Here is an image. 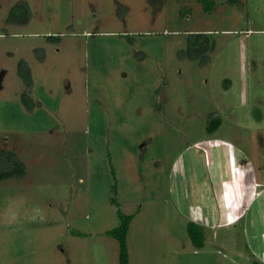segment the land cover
<instances>
[{"label": "rangeland", "instance_id": "1", "mask_svg": "<svg viewBox=\"0 0 264 264\" xmlns=\"http://www.w3.org/2000/svg\"><path fill=\"white\" fill-rule=\"evenodd\" d=\"M212 1L0 0V264H120L119 208L130 264H264V0Z\"/></svg>", "mask_w": 264, "mask_h": 264}, {"label": "trees", "instance_id": "2", "mask_svg": "<svg viewBox=\"0 0 264 264\" xmlns=\"http://www.w3.org/2000/svg\"><path fill=\"white\" fill-rule=\"evenodd\" d=\"M203 3H208V8L214 6L215 2L212 0H201ZM25 2V1H24ZM23 2V3H24ZM27 4V3H24ZM19 6V8H18ZM24 11L22 2L16 4L12 10L10 18L13 16L12 12L16 10ZM215 48V41L211 40L208 33H191L188 39L187 54L192 58L202 56L206 60L207 52ZM21 74L24 77L28 85L31 84L30 70L27 72L25 69H21ZM27 93L23 94L24 101L27 99ZM27 102V100L25 101ZM220 125V120L215 119L211 129L214 130ZM26 168L23 161L17 155V153L11 149H0V181L9 178H21L25 175ZM113 202L119 205L118 201L113 199ZM120 223L117 227L108 231V234L118 240L119 243V259L120 264H130L129 260V247H128V232L130 229L131 222L134 218V214H125L121 208L118 210ZM189 236L192 242L196 246H203L205 244V231L202 225L196 222H190L188 224Z\"/></svg>", "mask_w": 264, "mask_h": 264}, {"label": "crops", "instance_id": "3", "mask_svg": "<svg viewBox=\"0 0 264 264\" xmlns=\"http://www.w3.org/2000/svg\"><path fill=\"white\" fill-rule=\"evenodd\" d=\"M262 183L263 182L257 180L255 182V188L253 190V193H254V191H257V192H255L256 194L254 195L251 192L252 195L249 196L248 199H246V201H247L246 204L250 201V205L251 204L253 205V207L251 206L252 207V211H254L253 223H254V231H255V233H254V235H255V244H254V248L252 249V252L255 255L258 254V256L260 257V260H262L264 258V234L261 235V236L259 235V233L262 232V230H263V221H262V217H258V210L254 207L255 203L258 204L259 202L256 201L254 203L253 199L256 198V197H259L260 195H262L264 193V185L262 186ZM238 187H239V192L238 193H240L241 186L238 185ZM256 187H257V189H256ZM250 191H252V186L250 188ZM263 201H264V196H263ZM241 202H243V199L241 200ZM248 212H249V210H248ZM259 212L262 215L264 210L259 211ZM245 217H247V215ZM263 218H264V216H263Z\"/></svg>", "mask_w": 264, "mask_h": 264}]
</instances>
